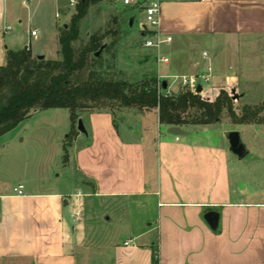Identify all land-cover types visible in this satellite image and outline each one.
<instances>
[{
    "label": "crops",
    "instance_id": "0c3cea01",
    "mask_svg": "<svg viewBox=\"0 0 264 264\" xmlns=\"http://www.w3.org/2000/svg\"><path fill=\"white\" fill-rule=\"evenodd\" d=\"M150 1L131 6L144 14ZM160 1V31L180 50L178 61L175 53L166 56L179 64L170 71L188 69L172 77L203 73L204 47L217 38L264 37V0ZM59 4L0 0V67L8 51L31 47L39 36L31 7L44 14ZM144 30L142 22L145 38ZM82 117L87 135H76L73 161L93 195L113 202L105 233L95 237L85 226L76 188L0 178V264H153L155 250L159 264H264V136L253 129L263 125L199 126L187 136L165 132L156 143L140 133L122 136L110 112ZM235 130L247 149L244 158L229 149L225 134ZM19 186L23 195L15 191ZM209 211L220 216L215 231L204 219Z\"/></svg>",
    "mask_w": 264,
    "mask_h": 264
},
{
    "label": "rangeland",
    "instance_id": "374dc122",
    "mask_svg": "<svg viewBox=\"0 0 264 264\" xmlns=\"http://www.w3.org/2000/svg\"><path fill=\"white\" fill-rule=\"evenodd\" d=\"M139 9L125 6L119 0H97L82 22V33L89 36L119 30L120 35L113 37L109 34L106 39L109 43L117 39V44L104 54L105 66H111L112 73L129 82L136 83L145 77L156 76L159 83L167 82L169 92L177 96L186 89L178 78L172 76L188 74V69L175 73L170 71L172 66L179 67L177 61L180 60V50L174 43L164 46L161 54L169 57L175 53L173 55L177 61L172 58L169 65H160L157 58L159 53L144 46L141 27L145 17L143 7ZM75 13L76 5L71 6L70 0H61L59 5L52 6L44 14L35 13L34 7H31L32 29L40 31L36 40L30 41L33 57L43 56L45 60L61 58L58 32L71 23ZM26 42L24 40L23 44ZM214 43L217 44L204 47L213 67L210 83L201 82L204 96L215 99L222 91L230 93L236 101L237 113L246 107L264 108V37H243L234 41L217 38ZM165 92L162 90L163 94ZM105 110L111 111L115 125L124 137L135 138V133H140L151 136L158 143L167 132L164 126L158 124L156 111H142L119 104ZM260 116L264 118V111ZM79 120L83 121L86 128L85 118L81 116ZM79 120L73 130L68 109L39 111L1 136L0 178L10 180L14 185L26 178L30 187L42 182L44 189L51 187L68 191L76 188L74 192L80 195L82 220L89 231H94L95 237H98L105 233V218L107 215L113 216L114 206L113 202L95 197L90 181L76 170L73 153L76 135L81 133L78 129ZM228 121L224 123L225 128H237L227 124ZM253 129L256 134L264 136V124ZM119 235L121 233H116L113 237Z\"/></svg>",
    "mask_w": 264,
    "mask_h": 264
},
{
    "label": "trees",
    "instance_id": "16d2710c",
    "mask_svg": "<svg viewBox=\"0 0 264 264\" xmlns=\"http://www.w3.org/2000/svg\"><path fill=\"white\" fill-rule=\"evenodd\" d=\"M96 2L78 0L71 23L59 29L60 59L41 60L26 48L8 51L6 64L0 67V137L39 111L68 109L74 130L82 114L111 113L105 109L116 104L156 111L159 123L167 128L190 130L226 124L228 120L227 124L233 127L264 124L260 116L264 108L246 107L237 113L236 101L226 91L215 99L189 90L165 97L163 83H159L156 76L136 83L118 78L111 66H105L103 56L117 44V39L109 43L108 35L116 37L120 31L89 36L82 33V22ZM153 264H159L157 250L153 254Z\"/></svg>",
    "mask_w": 264,
    "mask_h": 264
},
{
    "label": "built area",
    "instance_id": "2783aa9c",
    "mask_svg": "<svg viewBox=\"0 0 264 264\" xmlns=\"http://www.w3.org/2000/svg\"><path fill=\"white\" fill-rule=\"evenodd\" d=\"M28 2H32L33 0H27ZM122 2L125 6H131L135 0H119ZM203 2H206L207 0H201ZM71 6L77 5L78 2L75 0H70ZM161 1L160 0H151L149 5L145 8L144 11V17H145V43L144 46L147 49H151L156 51L158 54V62L159 64L168 65L170 63V60L168 57L162 55L160 52L163 49L164 46L170 45L173 43V37L172 36H165L160 31V12H161ZM7 32H10L7 30ZM32 36L37 35V31H33ZM26 49L30 51V47L27 46ZM203 58L205 59L206 63L204 65V72L200 75H193V76H181V77H175V79H179L180 84L183 88L189 91H197L199 86L203 85L201 84L202 81L206 83H210L211 76L213 73V67L209 61V54L208 52L203 53ZM164 93L165 97H171L173 94L169 92L167 89ZM203 93V91L201 92ZM23 186H19L18 189H15V191L18 192L19 195H23ZM129 243H126L128 245Z\"/></svg>",
    "mask_w": 264,
    "mask_h": 264
},
{
    "label": "water",
    "instance_id": "95a60500",
    "mask_svg": "<svg viewBox=\"0 0 264 264\" xmlns=\"http://www.w3.org/2000/svg\"><path fill=\"white\" fill-rule=\"evenodd\" d=\"M133 24V21H131V25ZM67 27V26H66ZM100 55V52H98L96 54V56L98 57ZM38 59H44L43 56L38 57ZM167 82L163 83V89L166 90L167 89ZM203 91L202 86H199L197 89V93H201ZM79 131L85 135H87V130L83 124L82 120H79V127H78ZM167 133L173 136H187L190 134V132L184 130L181 127H169L167 129ZM225 136L228 139L229 142V146H230V152L233 153L235 156L239 157V158H244L247 154V149L245 144L242 141V137H241V133L239 131H228ZM205 221L208 223V225L210 226V228L212 230H217L218 226H219V213L215 212V211H209L206 213L205 217H204Z\"/></svg>",
    "mask_w": 264,
    "mask_h": 264
}]
</instances>
